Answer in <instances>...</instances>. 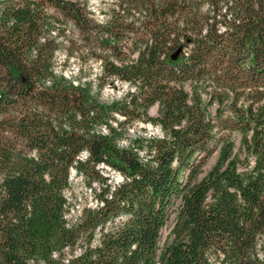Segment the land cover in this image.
Masks as SVG:
<instances>
[{
  "label": "trees",
  "instance_id": "16d2710c",
  "mask_svg": "<svg viewBox=\"0 0 264 264\" xmlns=\"http://www.w3.org/2000/svg\"><path fill=\"white\" fill-rule=\"evenodd\" d=\"M106 13L0 0V264H264V0H111ZM64 37L68 56L99 61L95 88L57 72ZM114 82L128 89L100 101ZM140 121L162 135L120 146ZM72 170L98 185L75 221Z\"/></svg>",
  "mask_w": 264,
  "mask_h": 264
},
{
  "label": "rangeland",
  "instance_id": "374dc122",
  "mask_svg": "<svg viewBox=\"0 0 264 264\" xmlns=\"http://www.w3.org/2000/svg\"><path fill=\"white\" fill-rule=\"evenodd\" d=\"M88 8L93 12V16L98 20L105 19L106 11L109 8V4L111 0H87ZM101 10V12H99ZM105 13V14H104ZM67 33H70L67 31ZM67 37L62 39V48L56 54L57 65L56 70L60 74L65 75L66 77L74 80L75 82H90L92 87L95 88V79L100 70L99 61L94 58L83 57L76 58L72 56H68V44ZM114 86L112 87L109 83L106 84L102 91L97 92L98 98L102 102H109L111 100L119 99L123 96L124 92L128 89V86L124 83L114 82ZM215 110V106L210 108V111L213 113ZM157 107L151 108L149 114L154 116L156 114ZM125 136L119 141L120 146H126L130 139L138 138V137H150L162 135V133L158 130L157 125L154 126L149 122H137L134 125H129L128 129L125 131ZM239 141V136L236 137V143ZM217 153H213L205 164V168L211 167L215 163ZM240 157H243V154H240ZM252 162V161H251ZM105 172L109 176L110 181L117 182L120 180V174L114 170L106 169ZM70 185L65 191V196L68 198L67 210H66V218L69 221H75L81 215V210L86 206H95L96 197L95 190H97L98 185L95 184L92 186L93 190L90 188L89 183L84 177H80L75 174V171L72 170L70 175ZM179 201H176L174 207L171 211V214L167 221L165 222V226L162 229L161 237H160V247H164L167 243H170L169 233L173 227L172 221L174 219L176 213V207L178 206ZM78 246L75 247V249Z\"/></svg>",
  "mask_w": 264,
  "mask_h": 264
},
{
  "label": "built area",
  "instance_id": "2783aa9c",
  "mask_svg": "<svg viewBox=\"0 0 264 264\" xmlns=\"http://www.w3.org/2000/svg\"><path fill=\"white\" fill-rule=\"evenodd\" d=\"M157 128H158V130L161 132V130H160V128L157 126ZM67 250V249H66ZM81 251H82V248L81 247H77L75 250H74V252H73V254L74 255H78V254H80L81 253ZM68 256H71L70 254H68L67 255V257Z\"/></svg>",
  "mask_w": 264,
  "mask_h": 264
}]
</instances>
